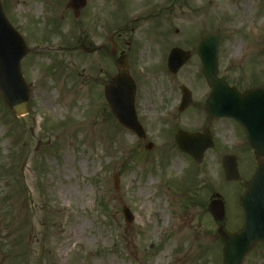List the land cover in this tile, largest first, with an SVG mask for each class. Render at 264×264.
Returning a JSON list of instances; mask_svg holds the SVG:
<instances>
[{
    "label": "rangeland",
    "instance_id": "374dc122",
    "mask_svg": "<svg viewBox=\"0 0 264 264\" xmlns=\"http://www.w3.org/2000/svg\"><path fill=\"white\" fill-rule=\"evenodd\" d=\"M87 1L77 18L69 0H2L31 52L22 61L28 113L16 116L0 95V264H223L207 208L216 193L235 203L256 166L251 152L234 153L242 177L232 184L221 149L198 166L176 148L171 130L149 137L155 147L148 150L111 114L104 87L118 69L98 46L110 45L111 33L131 18L133 38L157 66L167 34L175 44L186 34L217 32L222 67L262 85L264 0H179L146 21L137 20L141 0L133 10ZM129 73L141 101L172 87L165 67ZM243 264H264V244Z\"/></svg>",
    "mask_w": 264,
    "mask_h": 264
},
{
    "label": "water",
    "instance_id": "95a60500",
    "mask_svg": "<svg viewBox=\"0 0 264 264\" xmlns=\"http://www.w3.org/2000/svg\"><path fill=\"white\" fill-rule=\"evenodd\" d=\"M86 5L87 0H69L68 3V6L75 10L77 17ZM82 48L88 52L93 51L85 45ZM218 49L217 36L202 39L199 51L204 61V73L210 83L215 86V91L208 102L209 111H215L220 117L232 116L241 122L259 160V166L241 197V206L245 215L243 228L235 234H231L224 227H221L218 232L224 244V264H243L245 256L253 247L260 241L264 242V207L262 205L264 200V86L247 90L244 94L230 89L227 83L218 79L217 76ZM30 51L23 36L8 19L0 0V94L17 116H23L28 112L30 89L23 76L22 60ZM178 51V49L174 50V57H177ZM112 54L115 52L113 51ZM121 62L122 57L117 63L119 67L124 68ZM182 64V60L179 63L173 62L171 69L177 71ZM135 95L136 84L126 72L117 74L105 87L106 99L118 121L144 139L135 110ZM176 140L179 148L191 155L199 165L203 163L205 151L213 147V144L199 133L180 131L177 133ZM151 147L152 144L148 146V148ZM223 164L227 180L238 181L239 172L235 157L225 156ZM114 179L118 187L119 177L115 175ZM122 209L125 220L132 223L135 219L132 211L126 205H123ZM209 211L216 221H223L225 208L222 199L213 200L209 205Z\"/></svg>",
    "mask_w": 264,
    "mask_h": 264
},
{
    "label": "flooded vegetation",
    "instance_id": "af4514ba",
    "mask_svg": "<svg viewBox=\"0 0 264 264\" xmlns=\"http://www.w3.org/2000/svg\"><path fill=\"white\" fill-rule=\"evenodd\" d=\"M137 0H111L114 3V6H122L120 9L125 10H133L137 9L134 6V3ZM140 13L141 15L137 20H150L154 17H158L161 14H167L171 11V5H174L179 0H141ZM106 3V2H105ZM162 4V6H161ZM88 5V4H87ZM134 6V8H133ZM87 7V6H86ZM86 7L81 11V14L86 9ZM117 12H119L117 10ZM122 14L120 12L116 17H121ZM126 15L124 18H126ZM159 18V17H158ZM127 19V18H126ZM125 19V20H126ZM119 20V19H117ZM131 18L126 21L125 26H118V29L114 30L109 36V43L99 45V49L105 51L110 55L113 59V62L118 69V71H122V69L118 68L117 59L122 57V66L126 67L124 71L130 72L133 70L144 71L147 70L149 72L158 71L163 69L164 67L168 70V81L172 84V87L167 92L166 95L159 90L156 98L153 99H142L137 98L136 95V111L138 115V119L143 126V129L146 133V140H141L138 138L140 144L147 145L148 142H153L151 139L152 135H158V138L162 136L161 134H170L171 130L172 134L175 133L174 139L176 138V134L180 130H184L191 133H200L204 137H206L207 141L213 143L214 148L208 149L206 154L210 151H214L216 148L221 149L226 154H233L237 158L238 166H239V157L234 153L241 152H251V160L256 162V166L258 164L257 156L253 148L249 145L246 133L242 125L235 120L234 118L229 117H219L216 113H210L208 110V99L212 94L214 87L211 85L204 75V65L203 59L199 53V46L201 43V39L208 34L199 32L197 34H186V37L180 38V42L171 43V34H167L165 36V43L162 45H166V50H163L162 46L157 48L159 54H163L165 52L164 59L162 61L163 64H158L157 66H153L149 61L145 60L144 50L140 46L133 36L135 35L134 26H130ZM130 30V33H128ZM178 34V33H177ZM193 35V36H192ZM219 58H218V75L223 80L227 82L229 87L236 88L240 92H245L249 88H256L261 86L258 82L251 83L247 82L240 76H234L231 74V68L229 66L222 67L220 52L222 47V35H219ZM170 41V42H169ZM214 42H212L213 44ZM91 45V42H89ZM139 45V47H138ZM91 47V46H90ZM141 47V48H140ZM95 48H97L95 46ZM175 48H180L183 50L185 58V63L181 67V69L177 73H173L170 70V56ZM115 54H112V52ZM164 51V52H163ZM152 53V52H151ZM160 56L158 54H155ZM148 56V55H146ZM162 57V55H161ZM160 57V58H161ZM181 60L180 57L175 59V62H179ZM153 68V71H152ZM148 73V72H147ZM180 76L182 81L180 83L175 82L176 78ZM136 81V80H135ZM137 84V81H136ZM179 84V85H177ZM263 85V84H262ZM177 87V90L174 88ZM137 93H138V84H137ZM219 111V109H218ZM177 120L176 122H173ZM179 125H175L178 124ZM174 125V126H172ZM172 127V128H171ZM163 132V133H162ZM149 137L151 138L149 140ZM222 140V142H220ZM154 144V143H153ZM145 145V146H146ZM175 145L178 148L175 139ZM155 144L153 145V148ZM153 150V149H152ZM183 154V153H182ZM186 155V154H184ZM223 155V156H224ZM223 158V157H222ZM253 158V159H252ZM192 159V158H191ZM193 160V159H192ZM253 169L250 177L246 180L244 188L248 185L253 172ZM241 174V172H240ZM242 177V174H241ZM241 180V179H240ZM240 182V181H239ZM218 193L213 194L210 198L213 199L216 197ZM242 194L237 193L234 195L235 203L229 205L227 200L224 199L225 209L227 212H241V215H234L232 218L225 215V219L222 223L214 222V229L216 234L217 242L221 244V239L217 234V231L221 225H224L230 232L235 233L241 229L243 225V210L240 205V198ZM238 199V200H237ZM230 206L232 209L230 210ZM213 219V218H212ZM213 226V225H212ZM263 244H258L256 247Z\"/></svg>",
    "mask_w": 264,
    "mask_h": 264
}]
</instances>
